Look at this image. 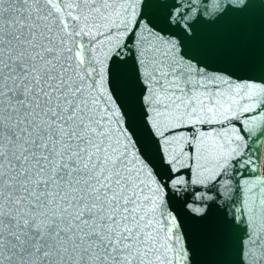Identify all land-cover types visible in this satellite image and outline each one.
<instances>
[{"label":"snow or ice","instance_id":"obj_1","mask_svg":"<svg viewBox=\"0 0 264 264\" xmlns=\"http://www.w3.org/2000/svg\"><path fill=\"white\" fill-rule=\"evenodd\" d=\"M205 13L0 0V264H264V0Z\"/></svg>","mask_w":264,"mask_h":264},{"label":"water","instance_id":"obj_2","mask_svg":"<svg viewBox=\"0 0 264 264\" xmlns=\"http://www.w3.org/2000/svg\"><path fill=\"white\" fill-rule=\"evenodd\" d=\"M218 2L219 0H192L193 7L194 9H196L198 13H205V10H207V13H211L213 11L215 4ZM203 18H207L206 13ZM245 115L249 118L250 121L254 120L257 126L255 130L251 133L247 131L242 133V135L245 137L244 143L247 145V147L243 149L244 157L247 158L251 156L252 158H254L257 155L255 150L257 147H259V155L261 157V167H260L259 175L264 177V171H262V161H263V151H264V123H261V121L264 120V106L256 108L255 111H250L248 113H245ZM253 176L254 173L251 170V166H249V167L239 168L238 173L234 175L231 179L225 177L224 179L229 180L228 186L233 189V192L230 193V195L235 196L237 194L235 192L236 181H241V186H242L241 177L251 181Z\"/></svg>","mask_w":264,"mask_h":264},{"label":"trees","instance_id":"obj_3","mask_svg":"<svg viewBox=\"0 0 264 264\" xmlns=\"http://www.w3.org/2000/svg\"><path fill=\"white\" fill-rule=\"evenodd\" d=\"M262 171H264V151H263Z\"/></svg>","mask_w":264,"mask_h":264}]
</instances>
